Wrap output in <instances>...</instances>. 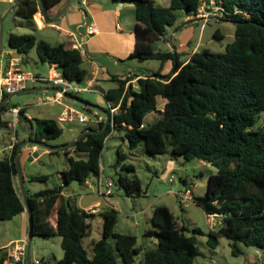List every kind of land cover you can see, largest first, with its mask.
Masks as SVG:
<instances>
[{"label":"trees","instance_id":"1","mask_svg":"<svg viewBox=\"0 0 264 264\" xmlns=\"http://www.w3.org/2000/svg\"><path fill=\"white\" fill-rule=\"evenodd\" d=\"M65 1L44 0L48 17H54ZM126 1L134 3L136 18L135 48L129 57L162 62L171 59V69L166 74L158 68L139 76L138 88L128 84L129 75L113 76L117 85L104 90L110 112L105 130L89 132L63 148L69 165L62 170L60 184L39 190L26 188L34 213V235L61 236L64 252L60 264H120L118 255L123 264H134L142 247L137 245L136 234L115 230L118 209L91 211L79 205L75 195L64 193L73 180L86 184L91 176L100 177L105 139L118 129L124 132L131 148L143 141L147 152L182 154L187 160L199 158L215 166L216 170L208 174L205 193L191 195L207 215L214 213L220 218L218 226L206 233L210 247H215L219 236L224 235L236 248L234 252L238 242L264 248V128L252 127L264 110V0H214L221 12L219 19L234 23L233 39L221 51L196 48L186 60L181 58L183 51L156 48L153 41L167 37L169 27L178 19V9L185 10L186 16L195 13L201 0H169L168 4ZM38 8L39 0H19L14 12L33 24ZM8 44L19 53L36 47L42 62L55 63L71 80L84 82L91 76L78 47L14 31L8 35ZM8 103L0 107V124H8L1 114ZM117 104L119 109L113 112L111 106ZM20 111L24 112V106ZM150 112H157V117L145 123ZM27 119L32 127L36 124L30 138L48 141L64 132L55 117ZM104 123L105 118L93 127L101 128ZM19 143L15 141L11 152L0 158V222L25 210L15 163ZM70 147L85 155L75 157ZM126 158L127 153L118 152L117 162L122 168L135 170L134 163L125 162ZM47 178L48 174L31 176ZM117 182L128 192L142 191L138 175L120 174ZM98 212L103 216L102 236L92 241L93 253L89 255L84 237L90 233L91 218ZM152 220L157 227L147 228L145 234L156 236L158 244L144 250V264H193L194 257L202 254L196 238L202 230L181 223L167 204L154 206ZM7 257L8 251L0 247V264H5Z\"/></svg>","mask_w":264,"mask_h":264},{"label":"rangeland","instance_id":"2","mask_svg":"<svg viewBox=\"0 0 264 264\" xmlns=\"http://www.w3.org/2000/svg\"><path fill=\"white\" fill-rule=\"evenodd\" d=\"M112 0H106L110 2ZM162 2L163 0H157ZM11 5L0 2V14H6L4 19L3 32V61L5 63L9 56L10 48L7 38L10 31L18 33H33L38 39L45 38L52 43L58 42V31L51 26H47L44 30H37L29 19L15 14L14 10L10 9ZM207 9H212L206 6ZM205 8V10H206ZM187 12L183 9H178V19L176 23L169 27V34L172 35L173 44L165 41L164 38L156 39L153 45L161 49H178L179 51H191L194 44L196 48L206 46L212 50H224L225 44L233 39L234 23L228 20H212L205 28L197 22L190 21L186 18ZM210 20V19H208ZM218 30V36L214 35V31ZM1 47V40H0ZM16 53V52H15ZM24 58L23 68L39 73L44 76L50 75L51 67L48 62H42L40 56L33 47L27 53H18ZM188 55V54H187ZM2 56V55H1ZM0 56V58H1ZM120 64H114V56H110L107 51L104 52L105 62L110 72H118L125 74V70L129 66H133L138 72H148L158 68L166 74L172 66L171 59H166L163 62L157 58L140 59L138 57H127ZM107 59H110L109 61ZM1 63V61H0ZM104 77L98 79L91 90H84L77 95L94 104L108 107L109 102L104 95L103 89H108L117 85L115 79L109 78V72L103 73ZM130 77V76H129ZM45 84L39 82H31V84ZM132 83V82H131ZM130 83V84H131ZM134 83L138 84L135 80ZM86 84V82H81ZM50 85V84H49ZM45 90H30L26 92L13 94L7 107L12 103L27 105L28 110L35 116H51L57 117L63 105L53 104H35L40 94ZM50 94L53 90H48ZM1 93V92H0ZM5 97V96H4ZM3 97V98H4ZM1 99V97H0ZM36 100V101H35ZM69 104L82 110L91 119L86 123L61 122L64 132L56 137L49 139L52 144L70 142L79 134L71 130V126L77 125L79 128L88 125L95 126L97 116L95 111L100 114H105L100 108L85 105L77 100L66 98ZM2 101V99H1ZM0 101V102H1ZM162 107V102L159 103ZM2 118L7 120L8 124H0V158L9 154L12 146L9 143L20 140L23 141L29 138L30 130L35 129L31 126V122L22 115L15 121V116L11 111L6 109L1 112ZM157 112H150L146 115L145 123L153 122ZM98 122L96 125H98ZM253 128H264V110L256 116ZM81 130V129H80ZM34 143H29L24 146L20 152L19 161L22 168L23 176L25 177V186L30 190H39L46 187H51L60 184L63 181L62 170L69 165L68 153L62 148L59 152L52 151L50 148L38 145V156L30 159L32 147ZM127 153L125 162H133L135 170L122 168L121 163L117 162L118 152ZM71 154L76 156H84L85 152L75 151L71 149ZM216 170L215 166L210 162H206L199 158L187 160L182 154H172L170 152L150 153L145 150L144 142L141 141L136 147L131 148L128 139L124 136V132L118 129H113L106 137L105 144L101 154V175L100 177L91 176L86 184H81L77 180H73L66 188V194H73L77 198L79 205L87 208L90 205H96L98 210L116 207L118 209V219L115 224V230L124 233H133L137 235V245L142 247V251L136 255L134 264H144L142 261L143 252L147 248L155 247L158 244L156 236L145 234V230L149 227H157L152 220L153 208L157 204H167L177 215L181 223L187 224L189 227L198 226L202 233L197 234V245L202 254H198L193 259V264H264V248L247 246L242 242L237 243V251L229 238L224 235L219 236L218 244L215 247H210L206 243L207 231L210 228L218 226L219 216L209 217L202 207L190 200L181 202L176 195L179 189L188 188L190 194H204L206 190L207 177L210 172ZM34 174H48L47 179H31ZM120 174H128L130 176L138 175L142 182V191L128 192L126 188L120 185L117 180ZM173 177V179L171 178ZM111 178L114 182L112 193L105 196L99 193L98 182H101L106 188L107 180ZM19 183V176L17 175ZM92 227L90 233L84 237V243L88 248L89 255H92V241L102 236L103 231V216L98 212L96 216L91 218ZM214 222V224L212 223ZM212 225V227H211ZM29 219L28 215L20 212L10 219L0 222V243H8L5 249H11V238L18 235H25L28 231ZM191 231H187L190 233ZM60 235H34L31 243V260L32 264H60L59 259L63 256V247L61 244ZM120 264H123L121 256L118 255ZM39 259L40 262H36ZM78 264V263H73Z\"/></svg>","mask_w":264,"mask_h":264},{"label":"crops","instance_id":"3","mask_svg":"<svg viewBox=\"0 0 264 264\" xmlns=\"http://www.w3.org/2000/svg\"><path fill=\"white\" fill-rule=\"evenodd\" d=\"M1 1L4 4L6 3V5H11L14 3L15 0H0V2ZM163 3L168 4L169 0H163ZM1 18H2V14H0V22H1ZM213 19L220 20L219 18L212 17L210 18V20L206 22H202V20L199 19L198 23H200L201 27L205 28V26ZM87 22L93 23V25L96 28L95 33L86 35L87 34V27H86ZM194 22H197V21H194ZM135 23H136V18H135L134 3L131 1L112 0L110 2H106V0H88L87 4H82L80 0H70V5H68V7L65 9L63 14L57 20L51 22L44 16L41 6H40V0H39V8L34 14L33 26L37 30H44L47 26L53 27L55 30L58 31V35L60 37L58 38L57 43L63 42L65 43L66 47H74L73 43L82 42V47L80 49L84 57V64L91 71L90 78L84 82L87 83L89 80H93L92 83L93 85H95V83L98 81L99 78L104 77L103 73L107 71L109 72V78H112V79L114 75H118V76H128L129 75L131 78L128 80V84L132 82L134 87L138 88V84L134 83V81L137 80L139 76L144 75L146 72H138L137 70L133 68V66H129L128 69L125 70L126 71L125 74L121 75V74H118V72H115V73L110 72L105 62H101L105 60V57H104L105 51H107V53L110 56H114V59H113L114 64H120L122 61L120 60V58L125 59L126 55H128L127 57L129 58V54L135 48V41H136ZM214 33L218 34L219 32L216 29ZM40 39H45V38H40ZM164 39L165 41H168V43L173 44L171 34L168 33L167 37H165ZM45 40H48V39H45ZM7 41H8V38H7ZM48 41L51 42L50 40ZM53 44H56V43H53ZM196 46L198 45L194 44L191 51L195 50ZM14 51L16 53L15 52L13 53V51L10 50L9 52L10 56L11 55L21 56V54H18L19 52H17L16 50ZM191 51L190 50L186 52L183 51L181 58L186 60L189 57V54ZM1 57L3 58V55ZM107 60L109 61L110 59H107ZM22 61H24L23 57H22ZM46 62L49 63V61H46ZM50 67L52 71L56 67V64L51 63ZM150 71L152 72L154 70H150ZM44 83L45 84H38V85H49V84L52 85L49 82H44ZM35 85L36 84L29 83L23 89L33 87ZM43 90H45L43 94H49L48 90L46 89H43ZM104 90L106 89H103V92ZM5 94H9V93H5ZM5 94L3 95V97L5 96ZM3 97L1 98L2 100L6 96L4 98ZM161 102L164 103V100L162 99ZM35 104H38V102H35ZM49 104H53V103H49ZM56 104H59V103H56ZM59 105H63V104H59ZM16 106H19V107L24 106V112L22 113V115H24L26 118L36 117L35 115H32L29 112L27 105L18 104ZM12 107H15V106H12ZM12 107L8 106L6 110L10 111ZM61 110L59 111V113L61 112ZM59 113L57 117L55 118H57L60 121V123L63 121L74 122V123L81 122L79 120H60L58 117ZM45 117H51V116H45ZM81 123H86V122H81ZM96 123H97V120L95 122V126H96ZM8 125H10V122L8 123ZM70 128L72 131H76V133L81 132L80 130L81 128H79V126L77 127V125H73ZM10 146H11V143H9V147ZM69 149L71 151L73 147H70ZM35 151H38V145L36 144H34V146L32 147V152L34 153ZM38 153L40 152L38 151ZM22 213H24L25 216L27 215L25 210ZM25 233H28V231H26ZM23 236H24L23 234L18 235L14 238H11L9 242L12 240L19 239ZM7 244L8 243H5V242L0 243V247H5ZM9 250L10 249H8L7 251L9 252Z\"/></svg>","mask_w":264,"mask_h":264},{"label":"built area","instance_id":"4","mask_svg":"<svg viewBox=\"0 0 264 264\" xmlns=\"http://www.w3.org/2000/svg\"><path fill=\"white\" fill-rule=\"evenodd\" d=\"M82 4H87L88 0H80ZM206 6H210L212 9H207ZM206 8V10H205ZM221 16V12L219 11V6L214 2V0H201L200 4L198 5L197 12L189 14L186 16L190 21H198L199 19L202 22L208 21V19L212 17L219 18ZM87 34H93L96 32V28L93 23L87 22ZM74 47L81 48L82 42H75L73 43ZM3 55V54H2ZM0 97L2 98L5 93H14L25 88L31 82H49L54 86L61 87L62 91H56L52 94H40L37 102L38 104H47V103H59L63 104L64 107L59 113L60 120H79L81 122H88L90 121V117L84 113L82 110L74 107L73 105L66 102V97L63 95L62 92L66 91L73 94H78L84 90H91L93 88V80H89L86 84L81 83H74V80L67 78L63 72L55 67L50 75L44 76L39 73L33 72L31 70H27L23 68V61L22 57L19 55H11L9 60L5 63H2L3 58H0ZM119 109V104L112 105L111 110L116 112ZM10 111L15 116V121L19 118L20 107L15 106L10 109ZM97 116V121L104 119V115L100 114L99 112L95 111ZM15 141L11 143L13 147ZM173 179V177H171ZM114 182L111 178H109L106 182V188H104V184L101 182V179L98 182V190L99 193L103 196L107 194H111L113 189ZM176 195L180 198L181 202H187L192 200L190 191L188 188L179 189L176 191ZM87 209L91 211L98 210L96 205H92ZM214 213H209L208 216L212 217L215 216ZM217 216V215H216ZM220 221L218 220V223ZM214 224V222L212 221ZM212 227V225H211ZM12 247L8 252V257L5 259V264H27V250H28V233L19 239H16L11 243ZM36 262H40L39 259Z\"/></svg>","mask_w":264,"mask_h":264},{"label":"water","instance_id":"5","mask_svg":"<svg viewBox=\"0 0 264 264\" xmlns=\"http://www.w3.org/2000/svg\"><path fill=\"white\" fill-rule=\"evenodd\" d=\"M19 4V0H15L13 5L10 7V9L8 10H14ZM68 5H70V0H66L65 3L63 4V6L61 7V9L59 10V12L54 16V17H48L47 12L45 10V4H44V0H40V6L42 9V12L44 14V16L51 22L57 20L65 11V9L68 7ZM6 14H4L1 18V22H0V40H1V47H0V55L3 52V47H4V43H3V32H4V19H5ZM49 64L51 65V62H49ZM74 83L78 84L79 81L78 80H74ZM53 90V91H62L61 87L59 86H52V85H35L33 87H29L26 89H21L19 91H16L14 93H9L0 103V107L5 104L8 99H10V97L13 94L16 93H21V92H25V91H30V90ZM63 95L66 98H71L74 100H77L85 105H89V106H94L96 108H100L102 110V112L105 114V123L103 125V127L101 128H95L93 126H86L81 132H79V134L70 142L67 143H59V144H52L50 142H48L47 140H40V139H35V138H27L23 141H21L17 147L16 153H15V163H16V168H17V175L19 176V184L21 187V191L23 192V197H24V202H25V211L28 215V219H29V227H28V250H27V264H31V243H32V239L34 237V213H33V209L31 207L30 201H29V196H28V191L26 189L25 186V180H24V176L22 173V168L20 165V161H19V156H20V152L23 149L24 146L28 145L29 143H34L36 145H43L46 146L48 148H50L51 150H57V149H62L68 145H71L73 143H75L76 140L82 138L83 136H85L87 133L89 132H102L103 130H105L108 122H109V118H110V112L106 107L94 104L92 102H89L88 100H85L83 98H81L80 96L73 94V93H69V92H62ZM38 151H35L34 153H32L30 155V159H33L35 156H38Z\"/></svg>","mask_w":264,"mask_h":264}]
</instances>
